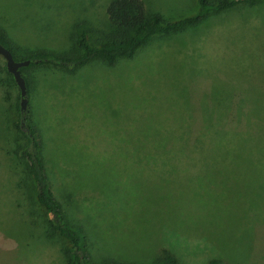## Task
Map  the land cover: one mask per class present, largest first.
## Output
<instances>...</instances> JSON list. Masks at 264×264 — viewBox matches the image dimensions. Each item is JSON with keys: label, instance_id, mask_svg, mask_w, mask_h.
Here are the masks:
<instances>
[{"label": "rangeland", "instance_id": "obj_1", "mask_svg": "<svg viewBox=\"0 0 264 264\" xmlns=\"http://www.w3.org/2000/svg\"><path fill=\"white\" fill-rule=\"evenodd\" d=\"M107 2L0 0V29L19 57L69 54L77 21L91 24L92 42L107 31ZM143 2L164 22L198 8ZM29 73L45 173L83 232L86 264H153L163 250L180 264H264V0L207 12L114 66ZM17 95L0 73V264H64V239L43 237L36 209L22 214L31 189L13 153L23 143L11 126ZM192 130L194 145L178 136Z\"/></svg>", "mask_w": 264, "mask_h": 264}, {"label": "trees", "instance_id": "obj_2", "mask_svg": "<svg viewBox=\"0 0 264 264\" xmlns=\"http://www.w3.org/2000/svg\"><path fill=\"white\" fill-rule=\"evenodd\" d=\"M196 1L198 8L193 15L164 22L157 13L147 11L143 0H108L104 8L105 30L107 31L101 34L100 39L92 42L90 39V33L93 30L91 24L84 20L77 21L73 28L74 47L69 54L41 49H24V55L19 57L17 52H23L22 47L17 46L10 40L4 30L0 29V44L10 51L13 59L28 60L26 66L19 68L26 86V110L24 114L19 113V95H17L14 103L15 118L11 123L12 128L23 139L21 145H16L13 148V153L17 158L23 160L25 174L28 177L31 189V194L27 196L30 209L22 214L26 213V215L32 216L36 213L34 212V209H36L37 215L34 214L36 216L34 223L41 227L43 237L49 242L57 237L64 239L65 244L61 248L64 264H86L84 235L80 227L71 224L64 216L61 205L56 200L45 173L44 162L40 155L43 147L42 140L37 126L31 121L29 108V99L34 82L31 74H28L29 68L51 65L72 74L84 64L94 60L101 61L108 66H114L120 59L129 60L133 58L136 52L147 45L154 37L181 31L187 25L199 22L207 12H220L238 4L252 6L260 0ZM0 73L6 74L8 81L14 84L12 76L5 70L4 63L0 65ZM233 118L238 119L234 115ZM191 134H193V137L189 134L186 137L183 133L178 136L187 141L188 144L194 145L200 134H196L194 130ZM258 189H261V187H258ZM11 244L8 243V245ZM99 264L133 263L112 260ZM153 264L180 263L173 255L163 250L162 256ZM206 264L229 263H225L220 259H211Z\"/></svg>", "mask_w": 264, "mask_h": 264}, {"label": "water", "instance_id": "obj_3", "mask_svg": "<svg viewBox=\"0 0 264 264\" xmlns=\"http://www.w3.org/2000/svg\"><path fill=\"white\" fill-rule=\"evenodd\" d=\"M0 57L4 60L5 70L12 76L13 82L18 89V109L24 114L27 106L26 86L19 68L26 66L28 60H14L10 51L0 44Z\"/></svg>", "mask_w": 264, "mask_h": 264}]
</instances>
